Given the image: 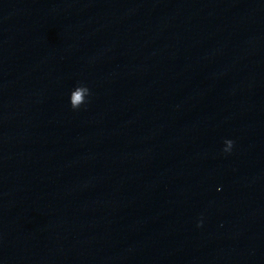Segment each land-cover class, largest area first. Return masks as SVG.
<instances>
[{
	"label": "water",
	"instance_id": "obj_1",
	"mask_svg": "<svg viewBox=\"0 0 264 264\" xmlns=\"http://www.w3.org/2000/svg\"><path fill=\"white\" fill-rule=\"evenodd\" d=\"M0 264H264V0H0Z\"/></svg>",
	"mask_w": 264,
	"mask_h": 264
},
{
	"label": "clouds",
	"instance_id": "obj_2",
	"mask_svg": "<svg viewBox=\"0 0 264 264\" xmlns=\"http://www.w3.org/2000/svg\"><path fill=\"white\" fill-rule=\"evenodd\" d=\"M230 144L232 143L231 141L229 142ZM219 190V189H218Z\"/></svg>",
	"mask_w": 264,
	"mask_h": 264
}]
</instances>
